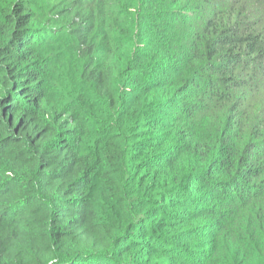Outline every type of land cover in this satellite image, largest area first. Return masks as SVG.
<instances>
[{"label":"trees","instance_id":"obj_1","mask_svg":"<svg viewBox=\"0 0 264 264\" xmlns=\"http://www.w3.org/2000/svg\"><path fill=\"white\" fill-rule=\"evenodd\" d=\"M0 264H264V0H0Z\"/></svg>","mask_w":264,"mask_h":264}]
</instances>
